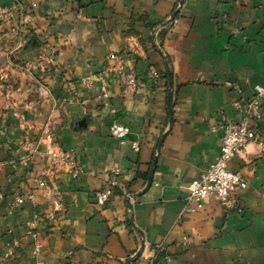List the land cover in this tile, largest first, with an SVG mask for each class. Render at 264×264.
Here are the masks:
<instances>
[{"label":"crops","instance_id":"obj_1","mask_svg":"<svg viewBox=\"0 0 264 264\" xmlns=\"http://www.w3.org/2000/svg\"><path fill=\"white\" fill-rule=\"evenodd\" d=\"M180 1L21 0V16L12 0H0V264H148L159 244L156 264H264V145L250 143L229 164L247 181L232 210L213 197L184 205L190 182L219 153V124L239 118L231 102L264 87V0ZM44 42L55 49L54 63L26 69ZM111 54L134 72L136 88L126 92L122 75L103 74L102 98L97 75ZM259 110L264 138V94ZM112 123L130 128L137 152L109 135ZM46 134L74 151L77 178L49 169ZM24 139L37 147L26 164ZM34 174L46 188L11 208L15 195L31 191ZM112 178L109 201L97 205L95 192ZM54 191L65 211L45 219ZM34 213L44 233L36 258L26 236Z\"/></svg>","mask_w":264,"mask_h":264},{"label":"built area","instance_id":"obj_2","mask_svg":"<svg viewBox=\"0 0 264 264\" xmlns=\"http://www.w3.org/2000/svg\"><path fill=\"white\" fill-rule=\"evenodd\" d=\"M242 4H247L250 0H236ZM13 6L16 7L22 16L24 11L21 0H12ZM22 19V17H21ZM24 31V24L20 22L15 34L21 38ZM154 36L157 37L159 30H155ZM158 45V43H157ZM55 49L51 44L42 43L33 64H26L25 68L31 70L33 68L45 71L54 63ZM103 74H119L124 78V89L126 92H132L136 88V78L132 71H125L122 65V58L118 54L108 56V62L104 66L101 74L97 75L100 81V92L102 98H107L108 83ZM84 84L90 83V76H85L82 79ZM264 94V87L256 85L253 87V94L248 100H239L231 102L233 110L238 112L239 118L220 123L219 127L223 134L221 137L220 150L215 158L205 171L200 173L197 178L193 179L189 184V194L186 197L185 207L192 202L202 203L205 199L213 197L216 199L225 211H230L235 207L234 195L237 191L243 190L247 186L246 179L238 172L229 168L230 162L240 153L245 152L246 147L253 142H258L264 145V138L259 135L256 128V122L260 118L259 102ZM109 135L116 140L120 145L129 143L132 151L137 152L139 143L136 140H130V128L121 123H112L109 126ZM47 144L45 156L48 159L49 169H63L71 178L75 179L78 176L79 169L76 162L74 151L63 150L58 147L55 138L46 134L42 138ZM22 148L26 150L27 155L22 158L23 163H28L33 156L37 154L36 145L31 144L28 139H24ZM32 189L25 195H15L10 203V207L20 205L24 200L34 202L36 192L46 188L45 179L38 174H34L31 180ZM115 188L114 179H110L106 185L94 194L95 202L99 206L105 205L109 201V197ZM52 211L45 215V219H54L58 213L65 211L62 196L54 191L52 193ZM41 217L34 213L27 224L26 236L32 240L31 253L34 258L38 257L42 248V240L44 233L39 226ZM191 243L190 237H183L182 245L188 246ZM18 245L16 239L5 243L4 259H10L13 254V248ZM163 250L162 245L154 247L155 256ZM155 256L150 259L148 264H156ZM36 264V263H33ZM68 264H73L69 262Z\"/></svg>","mask_w":264,"mask_h":264},{"label":"water","instance_id":"obj_3","mask_svg":"<svg viewBox=\"0 0 264 264\" xmlns=\"http://www.w3.org/2000/svg\"><path fill=\"white\" fill-rule=\"evenodd\" d=\"M182 2H183V0H181L179 2L178 7H180L182 5ZM175 14H176V12H174L172 14V16L170 17V20L175 16ZM168 81H169V87H171V79L169 78ZM168 117H169V127H170L171 124H172V117H171V108H170V103H169V94H168ZM81 124H84V121H82ZM163 139H164V135H162L160 140H159V143H158V146H157V150H156V156L158 155V153L160 151V146H161V143H162ZM156 156L153 159V162H152V165H151V168H150V171H149V175H148V180H147L146 186H145L143 191H146L150 187V185L152 183V176H153V172H154V166H155L156 159H157ZM141 249H142V246H141ZM141 249H140V251H138L136 253L135 258L139 257ZM129 263H130V261H126L125 264H129Z\"/></svg>","mask_w":264,"mask_h":264},{"label":"trees","instance_id":"obj_4","mask_svg":"<svg viewBox=\"0 0 264 264\" xmlns=\"http://www.w3.org/2000/svg\"><path fill=\"white\" fill-rule=\"evenodd\" d=\"M163 36H164V34H163L162 31L158 33L157 38H158V40H159V47H161ZM145 178H146V177H145ZM162 255H163L162 253H160V252L158 253V257H159V256H162Z\"/></svg>","mask_w":264,"mask_h":264}]
</instances>
